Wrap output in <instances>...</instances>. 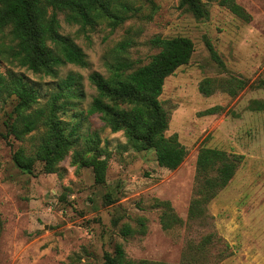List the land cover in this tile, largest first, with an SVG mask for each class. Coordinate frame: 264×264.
<instances>
[{"label": "rangeland", "instance_id": "374dc122", "mask_svg": "<svg viewBox=\"0 0 264 264\" xmlns=\"http://www.w3.org/2000/svg\"><path fill=\"white\" fill-rule=\"evenodd\" d=\"M120 1L129 8L128 19L117 27L105 22L80 32L59 15L61 33L88 61L85 68L67 65L60 71V78L83 76L85 98L60 113L70 130L77 122L73 116L84 113L81 144L48 172L37 157L48 128L41 126L22 141L0 136V264H103L117 245L135 262L264 264V110L250 109L253 101L264 102L258 87L264 80V0H236L250 21L217 0H201L206 11L201 18L180 0ZM156 37H186L195 46L190 62L166 79L160 97L170 118L167 135L177 134L188 151L176 170L160 167L153 150H133L125 132L105 127L99 115H86L97 95L89 76L107 77L109 65L123 59L134 69L147 65L160 52L152 43ZM207 40L223 64L212 58ZM7 70L31 80L41 102L55 90L56 80L0 61V71ZM230 77L248 87L234 97L218 87L211 96L199 91L205 79ZM15 105V99L0 104V133H7L5 122ZM217 107V113H207ZM92 134L99 136L107 159L103 184L96 182L94 168L84 165L96 156L88 152ZM205 147L243 155L244 161L216 197L197 205L192 218L190 209L201 197L196 162ZM16 154L31 169L20 167ZM168 214L180 222L164 229L162 217ZM127 225L135 233L125 237L121 231Z\"/></svg>", "mask_w": 264, "mask_h": 264}, {"label": "trees", "instance_id": "16d2710c", "mask_svg": "<svg viewBox=\"0 0 264 264\" xmlns=\"http://www.w3.org/2000/svg\"><path fill=\"white\" fill-rule=\"evenodd\" d=\"M217 1L242 20H251V15L236 0ZM180 6L187 8L197 18L206 15L201 0H180ZM128 9L125 2L120 0H0V61L56 80L54 92L48 95L46 102H41V91L25 75L13 70L0 71V104L10 99L16 101L5 122L7 133H0V136L8 139L11 135L22 141L41 126L48 128L49 133L44 136L37 152V157L46 162L48 172H52L55 164L85 139L80 135V120L85 118L84 113L73 116L77 122L71 130L60 118L61 112L76 108L85 98L83 76L69 73L65 78H60L61 68L67 65L85 68L88 61L74 40L61 33L59 15L63 14L69 25L79 26L80 32H86L105 22L111 27L121 25L128 19ZM152 43L160 52L147 65L134 69L130 61L123 59L109 65V76L99 72L89 76L97 95L86 115H99L105 127L115 133L125 132L133 150H153L160 167L176 170L184 163L188 151L177 134L167 135L170 118L160 97L166 79L190 62L195 46L186 37H156ZM206 45L212 58L223 64L208 40ZM217 87L234 97L248 84L238 77L205 79L200 83L199 91L211 96ZM258 87L264 89V80ZM250 109L263 111L264 102L253 101ZM218 111L217 107L207 113L215 114ZM66 131L68 135H65ZM86 141L89 144L88 152H94L96 156L85 160L84 165L92 166L96 182L103 184L108 165L99 149L100 138L92 134ZM14 159L20 167L31 169V164H27L19 154L14 155ZM243 161V155L230 154L217 148L205 147L199 151L196 162L197 192L201 197L190 209L192 218L200 202L208 203L232 181ZM171 221L176 224L180 219L174 214H168V219L162 217L164 229L171 227ZM121 232L125 237L135 233L129 225L123 227ZM103 264L163 263L132 261L128 259L123 246L117 245L113 254L105 255Z\"/></svg>", "mask_w": 264, "mask_h": 264}]
</instances>
